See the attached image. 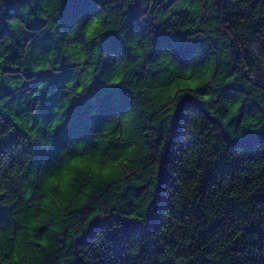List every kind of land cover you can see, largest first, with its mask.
I'll return each mask as SVG.
<instances>
[{
    "label": "trees",
    "instance_id": "1",
    "mask_svg": "<svg viewBox=\"0 0 264 264\" xmlns=\"http://www.w3.org/2000/svg\"><path fill=\"white\" fill-rule=\"evenodd\" d=\"M60 4L0 2V256L24 253L21 260L35 264H264V0ZM77 13L130 30L143 54L84 42L69 23ZM114 78L122 84H110ZM180 79L201 87L174 112L167 101ZM82 138L108 158L131 157L123 176L74 185L63 206L44 205L46 159ZM34 220L47 224L39 236L27 227Z\"/></svg>",
    "mask_w": 264,
    "mask_h": 264
},
{
    "label": "snow or ice",
    "instance_id": "2",
    "mask_svg": "<svg viewBox=\"0 0 264 264\" xmlns=\"http://www.w3.org/2000/svg\"><path fill=\"white\" fill-rule=\"evenodd\" d=\"M3 2V0H0ZM55 3V0H52ZM69 3H74L75 0H68ZM65 6V0H61L60 7ZM51 11V10H49ZM80 14H74L73 18L69 21L70 25L76 26V31L80 32L84 42L94 41L98 45L102 46L105 51L116 52L117 50L124 53H131L133 57L139 52L143 54V47L141 46L137 49L136 42L132 40L133 33L125 31L124 27L119 28H110L105 27L104 18L98 14L93 15H84L83 18H79ZM79 18V22L77 19ZM42 21H47L49 15L46 14L43 17L39 18ZM0 22H3V17H0ZM9 23L16 24L18 22L9 21ZM38 27L40 25H37ZM137 49V51H133ZM114 63V62H113ZM183 63V61H181ZM183 76L185 78L190 77V72H184ZM110 84L121 85L122 79L114 78L111 79ZM177 85L179 89H177ZM201 87V84L196 79H180L177 80L175 84L171 86V92L169 94L168 103L173 107L174 112H182V105L186 101L181 100V97L186 95L190 96L192 93L188 91L189 89L195 90ZM104 92H112L115 89L109 88L104 89ZM84 90L80 89L79 95H84ZM98 105H102L106 102V97H98ZM203 99L207 101L209 98L204 96ZM175 101V103H172ZM235 111V110H234ZM105 121L101 120L100 123L103 124ZM116 125H113L115 127ZM55 127V126H54ZM99 131V129H96ZM253 132L258 131L257 129H252ZM85 140L83 144H79L75 147H64V152L60 155H51L50 158L46 159L44 169L46 175L42 178L41 184V195L47 196L49 199H44L43 204H49L50 200H55L57 203H60L63 206V201L65 199L70 200L74 194L73 188L74 185L77 187V190L80 187H83L85 183L90 182L93 185L99 186L100 184H110L121 178L124 174V169L121 167V164H127L128 159L122 158L118 160L115 158L106 157L103 152L97 149L95 142L91 141L90 138H82ZM93 149H96L93 151ZM90 196V189L86 188L83 192V196L80 199V204L87 207V197ZM96 216L101 215L96 213ZM50 219L41 215L39 220ZM88 219L91 221L93 217L90 216ZM132 219L136 220L137 217ZM39 220H34L27 225L29 229H35L38 231L33 232V236H39L40 232H43L47 229V224H41ZM142 226V225H137ZM133 226V227H137ZM53 232L57 231L56 229L52 230ZM34 243L39 245L43 249L48 248L47 240L35 239ZM131 243V242H130ZM39 251V249H36ZM136 253H133L135 255ZM24 253H20L15 260L9 261L3 256H0V264H35L34 261L24 262L21 260V256Z\"/></svg>",
    "mask_w": 264,
    "mask_h": 264
}]
</instances>
